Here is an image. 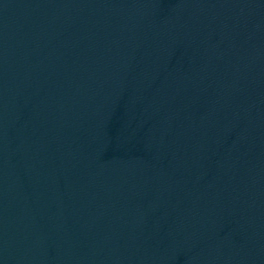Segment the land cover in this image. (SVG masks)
Returning a JSON list of instances; mask_svg holds the SVG:
<instances>
[{"label": "water", "instance_id": "1", "mask_svg": "<svg viewBox=\"0 0 264 264\" xmlns=\"http://www.w3.org/2000/svg\"><path fill=\"white\" fill-rule=\"evenodd\" d=\"M0 264H264V0H0Z\"/></svg>", "mask_w": 264, "mask_h": 264}]
</instances>
